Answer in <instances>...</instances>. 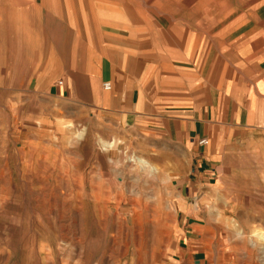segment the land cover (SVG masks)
<instances>
[{
	"label": "crops",
	"instance_id": "0c3cea01",
	"mask_svg": "<svg viewBox=\"0 0 264 264\" xmlns=\"http://www.w3.org/2000/svg\"><path fill=\"white\" fill-rule=\"evenodd\" d=\"M80 1L78 10L76 0H0V64L63 66L39 77L53 81L48 99L90 91L91 113L138 135L178 194L173 261L208 264L196 200L248 152L264 153V0L235 2L207 34L195 8L171 4L185 0H140L120 12L110 0Z\"/></svg>",
	"mask_w": 264,
	"mask_h": 264
},
{
	"label": "rangeland",
	"instance_id": "374dc122",
	"mask_svg": "<svg viewBox=\"0 0 264 264\" xmlns=\"http://www.w3.org/2000/svg\"><path fill=\"white\" fill-rule=\"evenodd\" d=\"M109 4L119 12L143 6ZM122 35L132 41L134 34ZM62 69L0 64V264H177L172 178L138 135L91 113L90 91L48 99L53 81L39 77ZM256 153L226 169V177H213L196 200L208 264H264V153Z\"/></svg>",
	"mask_w": 264,
	"mask_h": 264
},
{
	"label": "bare ground",
	"instance_id": "6f19581e",
	"mask_svg": "<svg viewBox=\"0 0 264 264\" xmlns=\"http://www.w3.org/2000/svg\"><path fill=\"white\" fill-rule=\"evenodd\" d=\"M235 2H237V4H239L238 6H244V5L248 4L246 0H185L184 2L183 1H181V2L175 1V2H172L171 4L174 5L173 8L178 7V9H182V8L193 9V8H195L200 15L199 18L201 19V21L202 20L204 21V25L206 28V34H207L211 29H213L214 27L217 26V23L219 22L218 21L219 15L222 17L220 20L221 25H222V23L228 18L227 16H229V12H231L230 9L232 7H234ZM238 9H239V7H238ZM134 21H135V19H134ZM135 22H137V20ZM242 26H243V24H242ZM229 31H230V26H225L222 30V33H223L222 35H230L232 32L230 34H228ZM113 147H114V143H111L109 145V148L113 149ZM133 162L136 163L139 167H141L145 171H148L150 174L156 171V169L154 167H152L151 163L145 159L135 157L133 159Z\"/></svg>",
	"mask_w": 264,
	"mask_h": 264
},
{
	"label": "built area",
	"instance_id": "2783aa9c",
	"mask_svg": "<svg viewBox=\"0 0 264 264\" xmlns=\"http://www.w3.org/2000/svg\"><path fill=\"white\" fill-rule=\"evenodd\" d=\"M60 85L63 86V83L61 82ZM111 88H112L111 84H106L105 85V89L107 91H110ZM200 145L201 146H208L209 145V140L208 139L201 140Z\"/></svg>",
	"mask_w": 264,
	"mask_h": 264
}]
</instances>
